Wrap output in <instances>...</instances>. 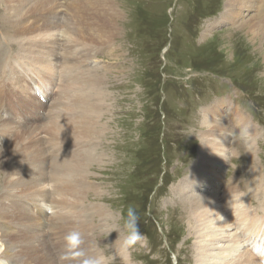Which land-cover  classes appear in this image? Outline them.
Here are the masks:
<instances>
[{
	"label": "rangeland",
	"instance_id": "rangeland-1",
	"mask_svg": "<svg viewBox=\"0 0 264 264\" xmlns=\"http://www.w3.org/2000/svg\"><path fill=\"white\" fill-rule=\"evenodd\" d=\"M109 1V5L118 8L119 19L108 24L110 7L103 8L106 16H101L91 4L85 14L89 21L80 24L75 21L74 9L67 10L66 1L59 0V6L64 7V13L61 9V24L57 28L61 39L58 42L62 47L55 53L60 58L55 57L53 62L58 65V84L62 75H66L68 83L62 85V97L52 110L60 106H75L65 109L66 119L65 114L60 118L64 121L65 130L53 133L47 131L49 129L34 131L31 128L46 123L45 118L42 122L41 115L46 108L49 109L48 103L44 108L42 105L31 108L36 114V122L28 123L30 128L25 127L24 133L14 140L15 145L12 143L17 157L13 156V162L7 164L10 170L6 168L4 171L0 167V210L13 213L9 221L0 214V236L8 234L10 242H2L3 253L6 248L11 250L13 244H19L17 248L20 250L15 252L16 248L8 253V259H15L8 260L7 264H23V260H27V264H82L84 258L95 255L108 258L107 264H120V261L110 259L111 246L119 235L113 229L122 226V215H126L130 207L137 210L138 227L145 237L131 252L130 264L211 262L208 261V252L206 259L199 262L201 239L197 238L195 225L188 216V200L195 197L198 190L187 186L186 181H190V172L199 158L202 132L207 130L204 110L222 100H226V105L236 107L256 129L258 137L254 142V159L260 168L257 172H250L249 140L242 138L231 147L232 161L223 172L224 180L241 179L246 187L247 178L264 177V33L253 39L251 34L257 35V31L239 29L242 22L254 18L255 12H245L241 20L230 22L224 18L230 9L227 0ZM254 4L263 7L261 3ZM8 9L4 0H0V25L4 28L3 35L0 30L1 43L5 36L13 34L8 30L7 20H4ZM38 15L39 12H35L34 19ZM43 24L39 22V26ZM102 26L108 31L106 36L101 32ZM73 29L78 35L69 33ZM73 39L79 48L80 60L75 65L79 68L72 67L74 70L71 71L75 73L70 72V75L67 74L69 67L66 70L67 55L70 54L63 45L66 48V43ZM11 44L3 46L0 53L5 60L0 72L10 71L8 62H12L22 75L28 73L37 77L42 74L31 56H25L29 60L24 59L17 41ZM7 75V71L1 73L3 80L0 84L3 86L10 83ZM54 83L50 82L55 86ZM10 87V91L21 100L15 92L18 90L15 84L10 83ZM227 111L224 109L221 114L229 122L231 113ZM36 182L40 185L36 186ZM179 188L187 191L183 194ZM243 192H246L245 188ZM37 194L42 199L38 197L35 202ZM10 196L11 201L14 198L24 200L18 199L13 203L8 198ZM263 199L253 202L252 206L260 216L264 212ZM24 202L32 210L33 219L20 207ZM38 205L46 218L42 220L44 227L37 233V238L48 244L51 250L47 254L49 259L45 254L37 253L33 234L28 233L34 232L40 223L34 219L35 215L43 219ZM63 214L67 219L62 225L59 218ZM14 220L16 225L23 227L21 230L25 233L19 229L21 236L10 235L12 231L19 232ZM11 222L13 224H9ZM72 230L80 231L84 238L81 248L85 257L62 261L64 236ZM223 245V242L213 241L209 246L213 252L210 257L214 255L215 248ZM54 253L56 261H51Z\"/></svg>",
	"mask_w": 264,
	"mask_h": 264
},
{
	"label": "bare ground",
	"instance_id": "bare-ground-1",
	"mask_svg": "<svg viewBox=\"0 0 264 264\" xmlns=\"http://www.w3.org/2000/svg\"><path fill=\"white\" fill-rule=\"evenodd\" d=\"M227 1L229 3L228 5L230 6V9L224 17L225 20H230V22L235 21V19H238V18H240V20H241L242 17H244L243 13L248 12V11L249 12L254 11L255 12L254 18L251 20H245L244 22H242L239 25V29L247 30V28H249L254 33H255V31H257L258 32L257 35L251 34L253 36L252 37L253 39H257V37H259L262 32L264 33V0H227ZM37 2H35L33 0H4V3L9 8L8 9L9 13L6 14V18L4 20L8 21V22L6 21V23L8 24L7 26H9L8 30L12 31L13 34L10 35V37H9V35L5 36V39L2 40L3 44L0 41V43L2 44L0 46V53L3 49V46L12 45L11 42L17 41L18 44H20V46L22 47V53L24 54L22 56L23 57L31 56V58H33L34 61H36L38 68L40 70H43L45 78L43 80L41 78L40 79L41 81L39 83H44L45 81H49V80H50V82L54 83L56 80V84L55 83L54 84L57 87V89L55 90V92L53 90V92L56 93V95H54L53 93H50V95H53V97H52V99H50L51 101L48 102L47 107H49V109L47 108V112H46V110L44 112H42V109H40V111L42 112L41 120L43 122L44 118H45L46 123H44V124L41 123L42 125L40 127L39 126L37 127V125H36V127H31V128L34 131L39 130L40 128H43V131L49 129L47 131H49V132L52 131V133H53V131L61 132V131L65 130V125L63 123L64 122L63 119L61 120L60 118L64 114H65V119L68 117L65 113L66 112L65 109L67 107L60 106V108H58L57 110H52V107H54L60 101V96L62 97L61 87L63 84H65L67 82V79L65 78L66 75H62L61 80L59 78V84H58V79L56 77L57 66L53 62V61H56V59H58V54L56 55L55 53H57V51H58L57 49L60 47V44L58 42L60 40V36H59V31H57V28L61 24L60 19L62 17V15H61V9L62 8H61V6H59V0H39V2L38 3ZM70 2H72V3H69V5L67 6L68 9L67 8L66 9L67 10L70 9V11H72L74 9L72 11V13L74 12L73 14H76L75 15L76 19L75 18L74 19H75V21H77L80 24L81 23L84 24V23H87L89 21V19H87L88 17L85 14L89 11V10L86 11V9L91 4L95 5L94 7L99 10V13L101 16L102 15L106 16V10L103 8H106L107 6L110 7L109 9L111 11V18L109 17L110 18L109 20H107L108 18L104 20V21L107 20L108 24L113 23V21L114 20L116 21L117 18L119 19L120 13L117 10L118 8L116 9V7H114L113 4L109 5V3H110L109 0H85V1L84 0H73ZM257 2H258V4H260V3H261V5L263 4L262 5L263 7L262 8L257 7V5L254 4V3L257 4ZM37 11L39 12V15L36 16L37 18L35 17V19H34L33 15ZM57 19H58V22L56 21ZM67 19L69 20V18H67ZM85 19H87V20H85ZM41 21L44 23L43 24L44 27L41 25L39 26V22H40V24L42 23ZM103 26L101 28V32H103V36H106L108 31L106 29L104 30ZM112 28H110L109 30H111ZM3 29H2V26L0 25L1 34L4 32ZM97 29H98V27H97ZM70 32L72 33V35H74V34L78 35L77 34L78 32L75 29L70 30L69 33ZM56 33H58V34H56ZM100 36H102V35L100 34ZM75 38H76V36L74 37V39ZM96 39L97 38H95V40ZM98 41L99 40H97V42ZM73 42H76V40H74V41L71 40L70 42L68 41L66 43V48H65V44L63 45L65 51H67V53L70 54V56L67 55V60L69 58V61L66 63V65H67L66 70L69 67V71L67 72V74H70V75L72 74L70 72H74L71 70L79 68L77 66L75 67V65L78 62V60H80L78 58V54H77V53H79V48H78L77 44L73 43ZM94 43H96V42H94ZM48 45H51V46L49 47ZM92 45H94V44L92 43ZM55 57H56V59H55ZM85 58H86V56H85ZM24 59L26 60L28 58L25 57ZM4 62H5V60L0 57V68L4 65ZM13 64L9 65V70L14 71L15 73H18L19 69H17L16 66ZM72 67L74 69H72ZM10 83H14L15 88L16 87L18 88V90L15 91L16 94H18L21 98H23V97L28 98V93H26V91L27 92H28V90L30 91L29 86H27V88H25L23 85L19 84V82L15 81V80H13V81L10 80ZM75 86H78V85H75ZM53 89H54V87H53ZM21 100H24V99H21ZM67 101H68V99H67ZM86 103L90 104V102H86ZM226 103H227L226 100H222L218 104H216L214 107L209 108L207 110H204L205 111L204 125L206 126L207 130L205 132H202L203 135H201V137H200L202 144H201V149L199 152V158L195 162V164H194V166L190 172L191 173V176H189L190 181L189 180L186 181L187 186H189L190 188L192 186H194L195 189L198 190V191H195L196 196L195 197L192 196V197H194V199H192V197L190 196L191 200H188V202L190 201V208L188 210V216L190 217L192 224L195 225V233H196L197 238L201 239V242L199 244V248L202 251V253H200L199 262L202 261V258L206 259V253L208 252V253H210L208 261H211L208 264H264V212H263V216H260L259 213H257L255 210L252 209V206L255 204L253 202L260 201V199L262 200L264 198V177H262L261 175H256L253 177L252 180L250 178L246 177L248 180L246 181L247 184L245 187L241 183L242 182L241 179H239L240 181L239 180L236 181L234 179H230V180L225 181L224 180L225 175L223 173L224 170L226 169V167L228 166L229 161H232V157H231V149L232 148L231 147L234 146L235 143H238L240 141V139H242V138L243 139L247 138L249 140L247 151H248L249 155L251 156V160H250L251 163L249 164L251 167L250 172L254 173V172H257L260 170L258 163L254 159V154L256 153V149L254 147V145H255L254 142L257 141L258 134H257L256 129L251 125V122L248 120V118L246 119V117L243 116L242 113L239 112V110L236 107H234L232 104L226 105ZM71 104H73V103H71ZM41 105L43 108L45 107V105H43V104H41ZM71 106L72 105H70L68 108H70ZM73 106H75V105L73 104ZM223 107H224V109L228 110L226 113H228V112L231 113V120L229 122H226L225 116H223V114H221V112L224 111ZM41 116H39V117H41ZM77 117H79V116H77ZM240 123H244V125H241ZM28 126H29L28 123L14 119L9 115L7 118H3L2 113H0V135L4 136L3 139H0V167L2 170L5 171V169L8 168L7 164L12 161L11 158L13 156H14V158L17 157V156L15 157L16 152H14L15 148H16L14 146L16 143V142H14V140L16 138H19V135L21 133H24V131H25L24 128L25 127L27 128ZM91 126H92V124H91ZM28 128H30V127H28ZM242 130H246V134L240 136ZM67 131H69V129H67ZM35 133H38V132L36 131ZM24 135H26V134H24ZM40 135H39V137H40ZM47 135H49V134H47ZM77 135H78V133H77ZM70 138H72V137H70ZM229 139L230 140L234 139V140L230 141ZM20 140H21V138H20ZM35 140H37V139H35ZM13 142H14V145H12ZM28 142H29V140H28ZM38 142L40 143L41 141L38 140ZM38 142H37V144H39ZM16 145L19 146V144H16ZM22 145L24 146V144H22ZM23 146H21V147H23ZM29 148H31V146ZM22 149L23 148H21V150ZM24 149H26V148H24ZM26 150H28V149H26ZM35 151H32L31 153H33ZM22 152H23V150H22ZM22 152H20V153H22ZM24 152H25V150H24ZM9 159H10V161H9ZM27 159H31V158L28 157ZM20 160L21 159H19L18 161H20ZM24 164H26V162ZM9 166H11V165H9ZM44 166H46V165L44 164ZM56 166L61 167V165H58V164ZM11 168L13 169V166ZM8 169L10 170V167ZM30 169H32V168H30ZM46 169H47V166H46ZM54 172H56V170ZM31 174H33V173H31ZM27 175H30V174H27ZM52 176L54 177V175H52ZM19 179H20V177H19ZM243 182H244V180H243ZM11 185H13V184H11ZM39 185L40 184L38 182H36V186H39ZM243 187L246 189V192L248 191V189L250 192H247V193L243 192V189H244ZM240 189L242 191H240ZM40 190H42V189H40ZM179 190H181V193H183V194H184V192L187 191L186 189H182V188H179ZM200 191H202L204 193L206 192L207 194L201 193ZM41 192H44V190H42ZM46 192H48V190H46ZM71 192H73V191H71ZM36 196L37 197H35L34 201L39 197V194H37ZM42 196H43V194H42ZM245 197H247V199ZM8 198L10 199V202H13V203H16V201L18 199L24 200L22 198H14L11 201V196ZM23 198H25V197H23ZM33 198H34V196H33ZM40 199H42V198H40ZM46 199L47 198H45V200ZM261 204L264 205V199H263ZM34 205L36 206L37 204H34ZM16 206H18V205L16 204ZM20 207H23L25 215L30 216V217L32 215H34L32 210L31 209L29 210L27 203H25V202L22 203V205ZM38 207H40V206L38 205ZM37 208H34V209H37ZM38 209L40 210V213L43 214L42 215L39 213V215H41L43 219H41L40 217L36 218V215H35L34 219H37L40 223H38L37 229L34 232L31 231L28 233L33 234L32 235V238L34 240L33 244L36 243V245L38 247V251H39V252L37 251V253H40V254L42 253L41 255L45 254V256L48 258L47 254L50 250L47 246L48 244L46 245L44 239L40 240L41 238L40 239H39V237L37 238V236H38L37 233H39L40 230H43V227H44V222L42 220H44L46 218V215L44 214L42 207H40ZM1 213L5 216V218H4L5 220L9 221L13 217V215H12L13 213L11 214L6 209H3V210L1 209L0 214ZM24 218L26 221L25 216H24ZM72 218H74V217H72ZM31 219H33V216L31 217ZM66 219H67L66 215L63 214V216L59 218V221H60V223L62 222V225H63V221L65 222ZM14 223H15V220H14ZM99 223H101V222H99ZM9 224H13V222H11ZM15 225H16V223L14 224V226ZM16 226L18 227L17 229L19 232L17 234L16 232L12 231L10 233V235L12 237H14L16 235L21 236L20 230L23 227H21V225H19V224ZM16 226H15V228H16ZM26 228H27V226H26ZM21 232H22V230H21ZM8 237H9L8 234H6L0 238V255H3L0 258V260H5V261L9 260L11 262L12 260L15 259V257H13L12 259H8V257L10 256V254L8 255V253H10V252L12 253L13 251H15L16 248L19 247L18 246L19 244H13L11 246V250H8V248H6L5 253H3L4 252V248H3L4 246H3L2 242L9 244L10 242L7 239ZM51 240H54V239H51ZM213 241H217L218 243L223 242L224 245L215 248V250H214L215 253L211 258L210 255L213 252H211V250L209 249V246H212ZM62 249L64 251V248H62ZM18 251H20V250L17 248V251H15V252H18ZM63 251L61 253H63ZM55 252H57V251H55ZM54 257H55V253L52 257L53 260H51V258H50V260L56 261V259ZM32 261H34V260H32ZM69 261H71V259ZM72 262H74V261L72 260ZM19 263H21L20 259H19ZM34 263H36V260L34 261ZM76 263H79V262L77 261ZM23 264H27V260H23ZM29 264H31V263L29 262Z\"/></svg>",
	"mask_w": 264,
	"mask_h": 264
},
{
	"label": "clouds",
	"instance_id": "clouds-1",
	"mask_svg": "<svg viewBox=\"0 0 264 264\" xmlns=\"http://www.w3.org/2000/svg\"><path fill=\"white\" fill-rule=\"evenodd\" d=\"M0 113H2L3 118H7L9 115L6 110H0ZM244 134H246V130H242L240 136ZM122 219V226L119 229H113L118 231L119 235L115 243L111 246L112 255L110 259L112 261L118 260L120 264H130L131 252L138 244L144 241L145 237L138 227L139 215L136 209L128 208L126 215H122ZM83 243L84 239L80 231L72 230L68 232L64 236V251L60 256V260H70L73 257H85V253L81 248ZM107 259L103 255L87 256L82 260V264H107ZM0 264H7V261L0 260Z\"/></svg>",
	"mask_w": 264,
	"mask_h": 264
}]
</instances>
